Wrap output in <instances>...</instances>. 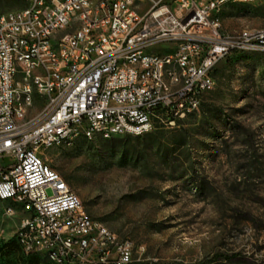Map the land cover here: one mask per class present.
<instances>
[{
    "label": "built area",
    "instance_id": "1",
    "mask_svg": "<svg viewBox=\"0 0 264 264\" xmlns=\"http://www.w3.org/2000/svg\"><path fill=\"white\" fill-rule=\"evenodd\" d=\"M230 1L242 0H104V7L97 0H40L39 7L0 15V202L18 200L24 219L16 239L28 248L25 257L51 264L143 263V245L90 218L73 199L45 161V144L54 149L59 137L77 133L90 141L105 125L122 138L137 137L139 126L152 132L156 119L175 126L199 111L223 59L264 49V34L217 27V7ZM136 49L143 58L120 63L124 51ZM15 58H22V70H15ZM32 58L42 60V69L32 67ZM155 63L173 80L187 77L186 88L173 94L155 76ZM41 70H48V82H41ZM26 77H37L46 93L40 116L47 123L30 130H23L33 103ZM19 95H27L26 106H17ZM110 101L124 102V109L110 108Z\"/></svg>",
    "mask_w": 264,
    "mask_h": 264
},
{
    "label": "rangeland",
    "instance_id": "2",
    "mask_svg": "<svg viewBox=\"0 0 264 264\" xmlns=\"http://www.w3.org/2000/svg\"><path fill=\"white\" fill-rule=\"evenodd\" d=\"M27 5L0 0V15ZM220 17L228 34L264 29V2L227 5ZM234 54L219 63L200 110L175 126L161 118L142 137L45 151L90 218L145 247L141 264H203L217 255L232 261L211 264H264V52ZM23 219L0 202V249ZM20 260L0 252V264Z\"/></svg>",
    "mask_w": 264,
    "mask_h": 264
},
{
    "label": "bare ground",
    "instance_id": "3",
    "mask_svg": "<svg viewBox=\"0 0 264 264\" xmlns=\"http://www.w3.org/2000/svg\"><path fill=\"white\" fill-rule=\"evenodd\" d=\"M258 3L257 0H242V1H230L228 5H253ZM40 0H28V5L24 9H31V7H39ZM227 5H222V7H217V27L223 29V22L220 17L221 10ZM97 7H104V0H97ZM82 33H89V26H82ZM33 34H40V27H33ZM239 35H259L264 34V29L260 30H251L245 29L238 33ZM53 47H60V40H53ZM248 51H262L264 49H242L240 53ZM143 58V49L129 50L124 51L120 56V63H129L131 59H141ZM32 67L35 69H42V60L40 58H32ZM23 60L22 58H15V70H22ZM155 76L159 80H162L165 87H173V94H180V90H184L187 86V77H180L177 80H173L169 70L163 69L162 63H155ZM41 82H48V70H41ZM26 88L27 95H29L30 100H33L32 107H27L26 115H24L23 121V130H30V127L33 126H42V123H47V116H40L42 111L45 110L46 104V93L40 91L38 86L37 77H26ZM27 95H19L17 97V106H26ZM35 105H40L39 115L37 117L31 118L29 116V111L33 109ZM110 108L114 109H124V102L122 101H110ZM149 126H139L136 129V136L142 137L149 134ZM122 137L117 135V128H114L113 125H105L100 129L99 133H96V136H93L90 141L102 139V140H111L114 138ZM84 139L87 140V134L77 133L73 136H61L59 137V143H56L54 147L57 146H72L76 141ZM52 148V144H45V151ZM69 194L72 195L73 199L80 200L79 197L72 192L68 185ZM5 203L13 204L19 208L18 200L13 198H6ZM11 211L10 209H8ZM18 236V233H17ZM16 236V238H17ZM20 245L19 241H17ZM22 252L25 256H28V248L24 245H20Z\"/></svg>",
    "mask_w": 264,
    "mask_h": 264
},
{
    "label": "trees",
    "instance_id": "4",
    "mask_svg": "<svg viewBox=\"0 0 264 264\" xmlns=\"http://www.w3.org/2000/svg\"><path fill=\"white\" fill-rule=\"evenodd\" d=\"M234 55L236 56V54H234ZM116 139H118V138L111 139L112 141H110V142H114V141H116ZM4 251L6 252V255L14 254V253H17L18 255H20L23 258V261L20 260L21 262H23V264H51V263H49L47 261H43L39 257H34V256L33 257H25V255L23 254L22 249H21L20 245L18 244L16 238L14 240L4 244L1 247V249H0L1 254ZM236 259H238V257ZM219 260L232 261V258L227 257V256H223V255H217L210 262L203 263V264H211V263L219 261Z\"/></svg>",
    "mask_w": 264,
    "mask_h": 264
},
{
    "label": "crops",
    "instance_id": "5",
    "mask_svg": "<svg viewBox=\"0 0 264 264\" xmlns=\"http://www.w3.org/2000/svg\"><path fill=\"white\" fill-rule=\"evenodd\" d=\"M4 203V202H3ZM7 204V203H6Z\"/></svg>",
    "mask_w": 264,
    "mask_h": 264
}]
</instances>
